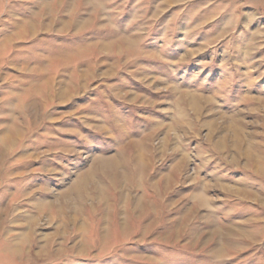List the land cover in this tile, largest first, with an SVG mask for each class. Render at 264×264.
<instances>
[{
    "label": "rangeland",
    "instance_id": "rangeland-1",
    "mask_svg": "<svg viewBox=\"0 0 264 264\" xmlns=\"http://www.w3.org/2000/svg\"><path fill=\"white\" fill-rule=\"evenodd\" d=\"M0 264H264V0H0Z\"/></svg>",
    "mask_w": 264,
    "mask_h": 264
},
{
    "label": "bare ground",
    "instance_id": "bare-ground-1",
    "mask_svg": "<svg viewBox=\"0 0 264 264\" xmlns=\"http://www.w3.org/2000/svg\"><path fill=\"white\" fill-rule=\"evenodd\" d=\"M91 3H92V2H91ZM93 5H94V4H93ZM93 7H94V6H93ZM31 26H32V25H30V27H31ZM28 29H29V27H28ZM11 131H12V132H16V134H17V129H16V130H15V129H11ZM6 139H7V143H9V141H11L10 138H6ZM134 143H135V142H134ZM135 148H136V147H135ZM112 166H113V165H112ZM110 169H111V168H110ZM112 169H113V168H112ZM167 178H168V177H167ZM74 186H75V185H74ZM74 186H73V187H74ZM81 187H82V188H81ZM75 188H76V189H80V188H81V189H83V191H84V188H85V187H84V184H82V183L80 182ZM76 189H75V190H76ZM80 192H82V191H80ZM77 193H78V195H79V190H78ZM86 194H87V193H86ZM83 195H84V194L79 195L78 198H79V197H83ZM83 198H84V197H83ZM78 200L81 202L80 199H78Z\"/></svg>",
    "mask_w": 264,
    "mask_h": 264
}]
</instances>
